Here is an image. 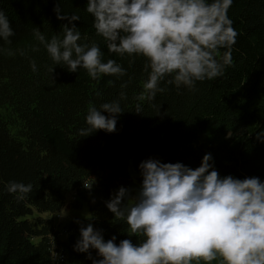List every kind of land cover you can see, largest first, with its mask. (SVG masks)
I'll use <instances>...</instances> for the list:
<instances>
[{
	"label": "trees",
	"instance_id": "trees-1",
	"mask_svg": "<svg viewBox=\"0 0 264 264\" xmlns=\"http://www.w3.org/2000/svg\"><path fill=\"white\" fill-rule=\"evenodd\" d=\"M86 4L63 0L60 7L81 17L72 23L86 42L95 41L104 61L115 59L127 75L94 80L84 69L73 73L56 66L33 34L39 28L48 39L62 35V25L69 21L57 19L55 0H0L16 32L10 45L0 41V47L16 53H0V264H92L87 253L74 250L80 228L87 226L82 219L70 221L61 239L54 218L42 216L62 211L66 191H76L84 201L95 197L91 222L103 230L105 240L115 236L117 244L123 239L139 243L143 237L129 236L126 219L115 217L105 202L121 186L137 189L142 183L139 165L149 158L195 169L211 153L221 176L264 182V142L256 140L264 132V0H233L228 16L238 36L232 65L222 77L197 82L194 91L162 83L167 90L153 101L136 99L148 78L146 59L110 53ZM54 67L52 75L49 68ZM122 83L128 84L127 98L120 100L124 112L117 130L82 137L89 106L119 99ZM137 103L141 114L135 112ZM231 130L245 133L243 139L229 148L219 146L218 135ZM11 181L32 184V191L18 201L17 194L7 191ZM92 256L99 258L95 250Z\"/></svg>",
	"mask_w": 264,
	"mask_h": 264
},
{
	"label": "clouds",
	"instance_id": "clouds-1",
	"mask_svg": "<svg viewBox=\"0 0 264 264\" xmlns=\"http://www.w3.org/2000/svg\"><path fill=\"white\" fill-rule=\"evenodd\" d=\"M55 3L57 19L69 21L62 25V35L48 39L39 28L33 29L53 63L73 73L84 69L94 80L102 75L117 79L127 75L115 59L104 61L95 41L86 42L87 37L72 23L81 17L65 12L60 7L63 0ZM232 4L233 0H87L85 10L110 53L146 59L148 78L136 99L153 101L157 93L167 90L162 83L194 91L197 82L224 75L232 65L238 36L228 16ZM15 35L0 7V41L10 45ZM32 50L40 49L33 46ZM0 53L16 54L3 47ZM20 54L25 55L23 50ZM30 64L37 71L35 60ZM54 71L55 67L49 68L52 75ZM108 85L114 86V81ZM120 87L119 99L99 108L89 106L88 128L80 130L82 137L117 130L118 116L124 112L120 100L127 98L128 84ZM135 112L142 113L141 104L137 103ZM256 140L264 142V132H258ZM139 168L140 186L135 190L121 186L105 203L115 217L126 219L129 236L139 234L143 239L139 243L123 239L117 244L115 236L105 240L103 230L89 223L80 228L75 251L87 253L92 264H264V182L259 177L221 176L211 153L195 169L153 158L142 161ZM32 187L15 181L6 186L18 201ZM92 250L99 258L92 256Z\"/></svg>",
	"mask_w": 264,
	"mask_h": 264
},
{
	"label": "rangeland",
	"instance_id": "rangeland-1",
	"mask_svg": "<svg viewBox=\"0 0 264 264\" xmlns=\"http://www.w3.org/2000/svg\"><path fill=\"white\" fill-rule=\"evenodd\" d=\"M245 133L242 131L231 130L230 132H221L218 136V145L223 146L224 148H229L231 145L235 144L237 141L243 139ZM66 204L62 208V211L56 213L53 216L42 215L45 219L53 217L57 225V231L59 232V237L65 238L66 227L69 225L70 221L80 218L84 223L89 224L91 222V212L90 205H94L97 200L94 196L88 197L87 201H84L79 198L76 191H66ZM93 199L95 203H93Z\"/></svg>",
	"mask_w": 264,
	"mask_h": 264
},
{
	"label": "built area",
	"instance_id": "built-area-1",
	"mask_svg": "<svg viewBox=\"0 0 264 264\" xmlns=\"http://www.w3.org/2000/svg\"><path fill=\"white\" fill-rule=\"evenodd\" d=\"M55 258H56V256L54 257V260H57V259H59V257H58V258H56V259H55Z\"/></svg>",
	"mask_w": 264,
	"mask_h": 264
},
{
	"label": "bare ground",
	"instance_id": "bare-ground-1",
	"mask_svg": "<svg viewBox=\"0 0 264 264\" xmlns=\"http://www.w3.org/2000/svg\"><path fill=\"white\" fill-rule=\"evenodd\" d=\"M55 256H56V255H55ZM55 256H54V257H55Z\"/></svg>",
	"mask_w": 264,
	"mask_h": 264
}]
</instances>
